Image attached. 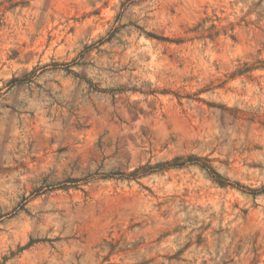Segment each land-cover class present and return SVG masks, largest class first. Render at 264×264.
<instances>
[{
	"label": "rangeland",
	"instance_id": "374dc122",
	"mask_svg": "<svg viewBox=\"0 0 264 264\" xmlns=\"http://www.w3.org/2000/svg\"><path fill=\"white\" fill-rule=\"evenodd\" d=\"M0 264H264V0H0Z\"/></svg>",
	"mask_w": 264,
	"mask_h": 264
}]
</instances>
